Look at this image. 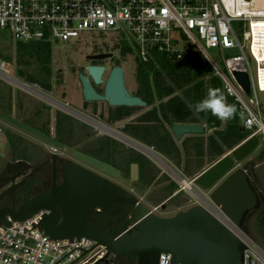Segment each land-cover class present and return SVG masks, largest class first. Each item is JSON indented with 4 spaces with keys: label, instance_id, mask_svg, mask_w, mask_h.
Listing matches in <instances>:
<instances>
[{
    "label": "flooded vegetation",
    "instance_id": "obj_1",
    "mask_svg": "<svg viewBox=\"0 0 264 264\" xmlns=\"http://www.w3.org/2000/svg\"><path fill=\"white\" fill-rule=\"evenodd\" d=\"M97 56L104 58L95 59ZM132 63L127 54L116 55L96 43L89 53L66 55L57 69L47 64L25 75L20 93L0 94V111L17 121L0 118V209H18L39 196L51 201L54 191L68 187L67 176L77 170L100 176L130 192L127 198L115 201L110 210L97 208L93 216L96 219L109 215L110 234L120 227L128 231L132 226L131 207H145L156 215L171 217L172 206H193L190 198L176 189L177 183L172 178L167 180L166 167L172 173L179 171L168 165L162 150L167 147L198 168L214 158V133L201 123L206 129L204 135L177 140L172 124L195 123L173 117L170 101L183 97V90L176 88L170 96H160L155 86H143L142 73L137 68L133 70ZM90 66L105 67L101 82L96 81ZM115 67L123 68L127 91L146 105H113L108 98L85 97L81 75L88 78L99 95L105 96ZM193 143L201 152L194 150L190 156ZM248 168L249 165L247 174ZM260 204L258 196L257 206Z\"/></svg>",
    "mask_w": 264,
    "mask_h": 264
},
{
    "label": "built area",
    "instance_id": "obj_2",
    "mask_svg": "<svg viewBox=\"0 0 264 264\" xmlns=\"http://www.w3.org/2000/svg\"><path fill=\"white\" fill-rule=\"evenodd\" d=\"M262 21L264 0H0V28L18 43L77 44L86 33L103 32L127 39L142 62H156L155 53L175 62L202 57L220 80L226 99L238 105L244 130L252 131L247 140L261 135L264 142V104L259 99L264 93ZM212 50H217L223 67ZM236 71L248 73L249 94L235 78ZM0 77L24 86L10 75L2 58ZM170 177L179 191L191 194L192 205L204 206L239 239L242 264H264L260 246L209 199L208 192L196 190L195 179L176 171ZM48 212L41 210L24 222L11 217L3 222L0 264H105L106 258L108 264H118L117 257H107V248L93 240L47 235L41 222ZM158 264H172V255L162 253Z\"/></svg>",
    "mask_w": 264,
    "mask_h": 264
},
{
    "label": "water",
    "instance_id": "obj_3",
    "mask_svg": "<svg viewBox=\"0 0 264 264\" xmlns=\"http://www.w3.org/2000/svg\"><path fill=\"white\" fill-rule=\"evenodd\" d=\"M89 70L95 75L97 82L102 81L101 75L105 67L90 66ZM123 71L122 67L114 68L105 96L99 95L88 83V78L81 75L85 84V97L88 100L108 98L113 105H146L141 98L132 96L127 91ZM234 76L249 94L251 82L248 73L236 71ZM0 118L17 123L13 117L1 111ZM205 130L201 123L171 125V131L177 140L184 136L204 135ZM258 146L257 138L244 141L195 178L196 190L209 191V199L240 227L247 212L258 205V196L246 172L248 165L242 166L243 161ZM76 155L81 156L77 152ZM106 170L112 172L109 168ZM80 184L85 186L77 187ZM66 185L68 187L54 191L51 201H43L39 196L18 209H0V226L8 217L24 222L39 211L47 210L49 215L41 222L47 235L54 239L88 238L105 246L108 250L107 257H125L135 264H158L160 255L166 253L172 255V264H242L239 239L202 205L180 210L171 217H162L145 207L134 206L130 208L132 229L125 231L120 227L110 234L107 230V224L112 223L109 215H99L96 219L93 216L97 213V208L110 210L115 201L127 198L130 192L100 176L81 170L71 172L67 176ZM104 262L108 264L107 258Z\"/></svg>",
    "mask_w": 264,
    "mask_h": 264
},
{
    "label": "rangeland",
    "instance_id": "obj_4",
    "mask_svg": "<svg viewBox=\"0 0 264 264\" xmlns=\"http://www.w3.org/2000/svg\"><path fill=\"white\" fill-rule=\"evenodd\" d=\"M236 25V23H235ZM243 29H239L238 33L240 37H242ZM81 45L75 46L72 42H56L52 45V54L49 59L46 61H41L38 59L36 50L24 47L20 48L18 46V42L12 37L11 33H9L6 29L0 28V58H2L8 64V69L10 70V75L14 78H17L21 82L24 79V76L32 73L33 71H38L39 69H43L47 64H51L53 69H57L59 65L62 66V58L66 55L75 54V53H89L91 52V48L94 44L99 43L105 46L107 51H113L115 54H127L132 60V69L135 70L137 68V59L134 50L127 51L128 47L131 45L130 42L125 39L122 40L119 36L103 33V32H94V33H86L84 34L83 42H79ZM80 48V50L78 48ZM131 48V47H130ZM232 51L230 54H234ZM210 54L213 58H215L219 65L223 67V63L221 61V57L218 56L217 50L210 51ZM206 73L202 80L205 81L206 86L209 84L210 78L215 77L212 75L211 67L205 62ZM195 80L194 82H196ZM193 82V83H194ZM213 82V80H212ZM21 88L23 86H19L12 82H9L6 78L0 77V94L6 96V94L16 95L21 92ZM58 99L57 97H55ZM259 99L264 104V93H259ZM203 123L206 125V118L203 119ZM207 126H209L207 124ZM210 127V126H209ZM208 127V128H209ZM224 127L222 126V130ZM209 133H214V137L217 136V130L210 127ZM246 133L250 134L252 131L246 130ZM259 140V146L251 153L249 157H247L242 166L249 165L248 168V177L250 182L252 183L253 189L256 194L260 197L261 204L253 209L241 228L248 234L250 237L260 246V248L264 251V142L262 140V136L259 135L256 137ZM230 153L229 150H226L221 158L228 155ZM216 160H220V157ZM168 165L172 168L174 166L169 161L165 160ZM211 165L213 163V159L208 161ZM168 173L172 174L170 168H165ZM181 174V173H180ZM185 177L191 178L188 176V173H183ZM176 186V185H175ZM179 187L176 186V189ZM192 194L194 192H191ZM182 196H187L191 198V194L187 191L181 192ZM190 195V197H189ZM188 204H190L188 202ZM190 206H172L170 208L169 213L175 215L180 210H186Z\"/></svg>",
    "mask_w": 264,
    "mask_h": 264
},
{
    "label": "trees",
    "instance_id": "obj_5",
    "mask_svg": "<svg viewBox=\"0 0 264 264\" xmlns=\"http://www.w3.org/2000/svg\"><path fill=\"white\" fill-rule=\"evenodd\" d=\"M20 48L29 47L37 52L38 59L46 61L51 57L52 46L50 44L42 43H18ZM131 51L128 47L127 51ZM156 62H142L137 60V70L140 71L144 82L143 86L153 87L157 89L160 96H170L176 90L181 88L183 90V97H175L170 102L173 103V117L180 122L189 120L195 123H202L206 118L207 124L217 130V136L214 137V147L217 156H222L225 149L232 150L243 143L250 134L246 133L244 127L240 123L239 109L236 102L227 98L229 104L236 106V114L234 118L229 120H221L211 113H195L194 110L189 109V103L195 104L197 101L203 99L208 89H220L222 91L221 82L217 77L210 78L209 84L202 78L206 70L205 61L198 56L185 61H171L162 53H155ZM197 80L196 82H194ZM213 80V82H212ZM194 82V83H193ZM222 126L224 129L222 130ZM118 264H135L125 257L117 258Z\"/></svg>",
    "mask_w": 264,
    "mask_h": 264
},
{
    "label": "clouds",
    "instance_id": "obj_6",
    "mask_svg": "<svg viewBox=\"0 0 264 264\" xmlns=\"http://www.w3.org/2000/svg\"><path fill=\"white\" fill-rule=\"evenodd\" d=\"M189 109L195 113H211L221 120L234 118L236 106L229 104L220 89H208L206 96L195 104L189 103Z\"/></svg>",
    "mask_w": 264,
    "mask_h": 264
},
{
    "label": "crops",
    "instance_id": "obj_7",
    "mask_svg": "<svg viewBox=\"0 0 264 264\" xmlns=\"http://www.w3.org/2000/svg\"><path fill=\"white\" fill-rule=\"evenodd\" d=\"M240 123L242 125V120L241 119H240ZM198 148H197L196 144L193 143V145H191L189 147V154H190V156H192V154H194V150H198L199 151L200 148L199 149ZM226 150H229V149L226 148L225 151ZM229 151H231V150H229ZM199 152H201V151H199ZM162 153L164 155V158L167 161H169L170 163H172V165L174 167H176V169L179 171V173H182V174L183 173H188V176L191 177L190 179H195L196 177H198L199 175H201L204 171H206L210 166H212L214 163H216L217 161H219V160H216L215 157H217V159L219 157L221 159V157H222V156H217L216 155V152H215L214 153V158H213V163L211 165L206 163L203 166H199L198 168H195V166H194L193 163H188L185 160L180 159L178 157V155L174 151L170 150L167 147L162 150ZM167 174H168L167 175V180L168 181L172 180L168 172H167Z\"/></svg>",
    "mask_w": 264,
    "mask_h": 264
},
{
    "label": "bare ground",
    "instance_id": "obj_8",
    "mask_svg": "<svg viewBox=\"0 0 264 264\" xmlns=\"http://www.w3.org/2000/svg\"><path fill=\"white\" fill-rule=\"evenodd\" d=\"M261 26H264V21H262ZM17 83H19V82H17ZM187 188H191V186L190 185H187Z\"/></svg>",
    "mask_w": 264,
    "mask_h": 264
}]
</instances>
